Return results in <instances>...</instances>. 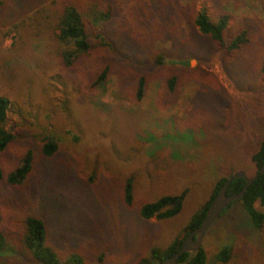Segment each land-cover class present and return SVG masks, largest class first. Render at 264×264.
Segmentation results:
<instances>
[{
    "label": "rangeland",
    "instance_id": "1",
    "mask_svg": "<svg viewBox=\"0 0 264 264\" xmlns=\"http://www.w3.org/2000/svg\"><path fill=\"white\" fill-rule=\"evenodd\" d=\"M0 3V96L10 101L4 126L15 135L0 166L8 174L28 152L33 158L24 185L1 187L5 235L33 215L61 258L78 252L86 264H137L179 235L219 179L256 173L252 157L264 139V0ZM70 4L84 14L91 49L68 66L71 46L57 33ZM201 12L214 21L228 16L226 39L246 30L249 44L224 54L194 25ZM47 138L58 146L49 158L42 154ZM184 191L177 216L141 217L144 204ZM226 246L230 261L216 262ZM203 248L207 264H264V225L255 228L236 202L208 230ZM0 264L39 263L18 248L0 252Z\"/></svg>",
    "mask_w": 264,
    "mask_h": 264
},
{
    "label": "trees",
    "instance_id": "2",
    "mask_svg": "<svg viewBox=\"0 0 264 264\" xmlns=\"http://www.w3.org/2000/svg\"><path fill=\"white\" fill-rule=\"evenodd\" d=\"M1 7V3H0ZM107 19L109 16H103ZM84 14L78 5L70 4L63 9L61 20L59 22L57 37L60 41L71 46V50L65 53V62L68 66L72 65L80 55L87 54L91 49L89 34ZM228 16H222L217 21L212 20L205 12L198 13L193 20L194 25L199 28L201 33L207 35L214 41L218 48L226 55L230 56L240 50L243 46L249 44L248 32L241 31L231 39H226L228 29ZM156 64L163 63V57L159 56L155 60ZM264 73V63L261 66ZM108 70H105L98 78L97 83L105 81ZM176 78L169 82L170 90H174ZM145 92V81L140 80L137 89V99L142 100ZM10 101L8 98L0 96V153L4 152L15 141V135L5 129ZM58 149L53 138H47L42 147L44 157H52ZM252 161L257 167L258 172L264 164V139L258 150L254 153ZM33 170L32 153L28 152L21 166L16 167L10 173L5 174L0 166V190L4 183L11 186L24 185ZM229 177L219 179L213 189L211 197L201 206V208L191 217L189 222L181 230L179 235L165 248L153 247L148 256L142 258L137 264H158L170 258L177 253L184 240L201 226L206 212L218 194L220 188ZM246 181L242 178L234 180L228 190V194H239ZM186 197V191L178 195H164L153 202L144 204L141 207L140 215L144 220L156 217L160 220H166L177 216L183 208ZM125 203L132 205L133 202V179L130 177L125 184L124 193ZM236 202L230 204L222 215L233 208ZM240 203L250 218L251 223L257 229L264 225V213L258 208L257 204L264 207V175L248 188L244 198ZM221 215V216H222ZM220 216V217H221ZM48 233L45 222L36 216L28 215L24 221L23 227L14 235L7 236L0 231V252L16 250L18 248L26 249L32 258L39 264H86L82 254L74 252L65 258H61L59 253L48 244ZM232 257L231 247H224L216 256V262L227 263ZM208 257L205 249L202 247L199 252L186 253L180 259L178 264H207Z\"/></svg>",
    "mask_w": 264,
    "mask_h": 264
},
{
    "label": "water",
    "instance_id": "3",
    "mask_svg": "<svg viewBox=\"0 0 264 264\" xmlns=\"http://www.w3.org/2000/svg\"><path fill=\"white\" fill-rule=\"evenodd\" d=\"M260 175H264V164L252 177H248L243 171H236L233 173L220 188L218 194L211 202L201 226L193 231L192 234L184 240L182 247L177 253L173 254L170 258L159 262L158 264H178L179 259L184 254L199 252L203 247V242L208 230L215 224L230 204L244 198L248 188L259 178ZM239 178L246 181V185L243 190L239 194H228L227 190L230 184Z\"/></svg>",
    "mask_w": 264,
    "mask_h": 264
}]
</instances>
